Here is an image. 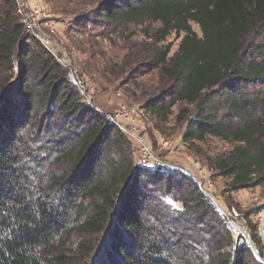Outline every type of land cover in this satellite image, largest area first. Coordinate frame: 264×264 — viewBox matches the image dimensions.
<instances>
[{
	"label": "trees",
	"instance_id": "trees-1",
	"mask_svg": "<svg viewBox=\"0 0 264 264\" xmlns=\"http://www.w3.org/2000/svg\"><path fill=\"white\" fill-rule=\"evenodd\" d=\"M96 1L85 25L102 37L157 26L145 35L165 85L142 109L165 122L179 106L188 147L233 143L208 161L233 200L264 189V0ZM14 2L0 0V264H262L251 219L259 259L188 176L133 165L130 143L25 34Z\"/></svg>",
	"mask_w": 264,
	"mask_h": 264
},
{
	"label": "rangeland",
	"instance_id": "rangeland-1",
	"mask_svg": "<svg viewBox=\"0 0 264 264\" xmlns=\"http://www.w3.org/2000/svg\"><path fill=\"white\" fill-rule=\"evenodd\" d=\"M14 1V19L23 25L26 35L35 38L66 69L67 79L79 90L82 102L97 110L109 123L119 121L124 128L119 130L130 143L128 150L122 148V153L132 155L133 165L140 168L143 165L142 158L150 155L166 163L167 169L187 171L195 183L198 179L209 181L212 186L210 195L214 196L224 212L234 208L242 213L239 223L246 230L251 219L250 224L256 228L255 234L264 257V233L263 237L258 233L256 220V214L264 209V189L254 187L252 190H241L249 192L254 198L248 207L237 202V206H234L227 180L217 176L208 167L209 160L227 157L235 145L206 138L202 143L188 147L182 141L185 126L175 121L179 106L172 109V114L165 122L142 109L143 104L165 85V80L153 66L154 56L149 51L153 42L145 35L157 26L151 22L128 25L116 29L107 38L99 34L100 28L85 25V18L97 5L96 0ZM192 28L198 33L195 25ZM166 44L171 46L172 55L178 40L171 36ZM122 109L133 110L135 114L127 120L117 118V113ZM35 149L36 146L32 144L30 154L33 157ZM27 166L33 168L30 164ZM64 166L60 168L65 170ZM56 173L54 170L49 174L53 176ZM29 174V180L35 185L36 173ZM45 186L41 185L43 189ZM48 186L52 187V184ZM96 201L84 202L80 210ZM242 240L252 242L250 233ZM250 247L259 259L255 245L252 243Z\"/></svg>",
	"mask_w": 264,
	"mask_h": 264
},
{
	"label": "built area",
	"instance_id": "built-area-1",
	"mask_svg": "<svg viewBox=\"0 0 264 264\" xmlns=\"http://www.w3.org/2000/svg\"><path fill=\"white\" fill-rule=\"evenodd\" d=\"M135 114V112L129 111V110H125L122 109L117 113V118H120L122 120H127L131 117H133ZM111 122L112 119L110 118ZM113 124V123H112ZM114 125L120 129L121 131L124 129L119 121H117V123H114ZM147 155V152L144 154V156ZM142 164L140 165L141 168H146V169H153L159 166V164H161L160 166L163 168H167L165 165L166 163H162L159 162L156 158L151 157L150 155H147L146 157L142 158ZM163 165V166H162ZM177 171V170H176ZM178 172L182 173L183 175L189 176V178L191 177L190 174L185 171L182 170L180 168H178ZM196 184L198 186L199 191L204 194L210 201L211 203L214 205V207L225 217V219L227 220V227L229 229V231L231 232L232 238L235 241H241L242 239H246L248 236V232L247 230L241 226V224L239 223V220L241 218V216L243 215L242 213H240L239 211H237L234 208H230L228 209L227 212H224V210H222V208H220L218 206V202L214 199V196L210 195V189L212 188L211 184L209 181H207L206 179H198L195 180ZM256 220L258 221V233L260 235H262L264 233V218L261 216V212H259L258 214H256Z\"/></svg>",
	"mask_w": 264,
	"mask_h": 264
},
{
	"label": "crops",
	"instance_id": "crops-1",
	"mask_svg": "<svg viewBox=\"0 0 264 264\" xmlns=\"http://www.w3.org/2000/svg\"><path fill=\"white\" fill-rule=\"evenodd\" d=\"M233 198L238 204H243V205L248 207L251 199L254 197H252V195L249 194V192H247V191H245V192L240 191L236 194H233ZM260 212H261V216L264 218V209ZM261 237H263V236L261 235ZM262 239L264 242V237Z\"/></svg>",
	"mask_w": 264,
	"mask_h": 264
},
{
	"label": "water",
	"instance_id": "water-1",
	"mask_svg": "<svg viewBox=\"0 0 264 264\" xmlns=\"http://www.w3.org/2000/svg\"><path fill=\"white\" fill-rule=\"evenodd\" d=\"M249 243H250V245H252V242H250V240H249ZM255 256L257 257V253L255 254ZM258 258V257H257Z\"/></svg>",
	"mask_w": 264,
	"mask_h": 264
}]
</instances>
